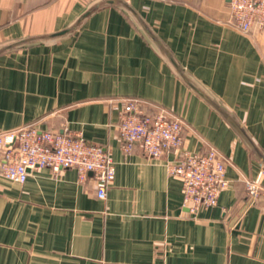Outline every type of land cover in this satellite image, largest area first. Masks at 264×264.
I'll return each mask as SVG.
<instances>
[{
    "label": "crops",
    "instance_id": "crops-1",
    "mask_svg": "<svg viewBox=\"0 0 264 264\" xmlns=\"http://www.w3.org/2000/svg\"><path fill=\"white\" fill-rule=\"evenodd\" d=\"M101 0H0V49L60 32ZM209 96L264 152V36L241 32L229 0H126ZM140 100L186 125L185 148L229 159L217 206L192 214L183 183L140 145L123 151L114 104ZM34 125L82 133L109 150L116 178L106 199L74 168L0 176V264H264V167L236 131L184 83L121 8L93 13L72 34L0 55V133ZM0 149V156H1Z\"/></svg>",
    "mask_w": 264,
    "mask_h": 264
},
{
    "label": "built area",
    "instance_id": "built-area-1",
    "mask_svg": "<svg viewBox=\"0 0 264 264\" xmlns=\"http://www.w3.org/2000/svg\"><path fill=\"white\" fill-rule=\"evenodd\" d=\"M234 25L243 33L257 30L264 36V0H229ZM119 115L122 149L131 154L140 145L146 155L160 159L170 153L178 157L168 164L171 174L181 179L185 207L192 214L215 207L229 186L227 156L208 145L203 153L185 148V123L168 110L156 107L147 113L140 100H121L114 104ZM0 176L24 184L30 172L48 168L55 173L74 168L79 180L90 176L96 183L97 196L106 199L116 178L112 153L102 146L86 141L82 133L41 131L34 125L0 133ZM249 195L257 197L264 190L260 177L243 176Z\"/></svg>",
    "mask_w": 264,
    "mask_h": 264
},
{
    "label": "water",
    "instance_id": "water-1",
    "mask_svg": "<svg viewBox=\"0 0 264 264\" xmlns=\"http://www.w3.org/2000/svg\"><path fill=\"white\" fill-rule=\"evenodd\" d=\"M107 7H117L123 9L127 12L130 17L141 27L146 36L158 47L164 57L170 62L174 67L177 74L181 77L186 85H188L195 93H197L202 99H204L215 111H217L227 123L236 131L239 137L245 142L247 147L251 150L253 155L261 162L264 167V152L257 145L252 136L248 133L245 127L238 121V119L231 114L226 108L220 105L216 99L209 96L199 85H197L186 73L184 68L176 61L172 53L167 49V47L161 42L157 35L152 31L148 24L144 21L141 15L133 8V6L126 0H101L90 7L86 13H84L73 25L70 27L52 34L27 37L23 39L16 40L12 43L0 49V55L19 51L26 47L38 45L40 43L50 42L57 40L59 38L68 36L75 32L83 21L90 17L93 13L107 8Z\"/></svg>",
    "mask_w": 264,
    "mask_h": 264
}]
</instances>
